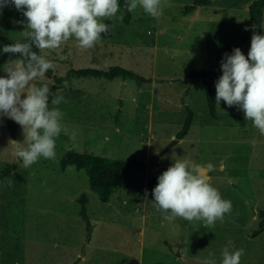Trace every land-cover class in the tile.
Segmentation results:
<instances>
[{
	"label": "rangeland",
	"instance_id": "rangeland-1",
	"mask_svg": "<svg viewBox=\"0 0 264 264\" xmlns=\"http://www.w3.org/2000/svg\"><path fill=\"white\" fill-rule=\"evenodd\" d=\"M251 1L209 0L183 13L192 0H162L163 15L158 18L139 6L129 13L122 4L116 16L108 19L111 38H101L103 42L92 49H80L70 38L57 49L39 50L38 55L52 61L55 75L62 78L71 66L83 68L95 63L102 70L123 67L142 80L130 78L121 87L103 77L100 111L69 88L54 94L64 98L57 106L65 114L63 120L86 126L76 127L78 152L126 161L122 186L110 193L107 202H101L89 188L83 170L71 165L64 172L59 170V160L70 148L62 137L56 139L54 160L41 157L24 168L18 158H13L9 142H22V129L16 122L0 118L7 130H0V164L9 156L11 161L5 164L17 163L16 171L33 189L27 205L17 202L7 207L5 217L17 233V250L9 245L5 264H14V260L17 264H202L210 253L219 264L229 243L234 245L230 251L245 250L240 264H264V230L252 235L259 226L257 212L264 210V135L245 120L238 107L229 108L223 101L216 104L217 80L213 79L208 82L215 117L209 115L201 80L188 79L190 71L199 69L222 75L225 47L249 36L243 52L247 58L253 34L247 13ZM25 23L14 7L0 12V50L24 38L21 32ZM258 34L264 35V15ZM13 59L15 54L0 52V76L6 75L2 71L5 62ZM46 75L34 83L50 86L52 77ZM118 92L136 97L134 111L127 106V111L123 108L119 112L114 98ZM184 106L192 113L190 127L181 141L172 142L159 156L158 165L164 166L157 167L158 176L177 159L211 163L215 170L206 172L210 183L232 204L231 214H225L224 221H217L213 227L180 218L165 220L150 202L158 177L150 187L151 176L147 174L152 166L129 163L133 159L147 161L175 137L171 135L180 129L187 114ZM145 190L148 201L144 200ZM82 193L87 199L86 219L79 213L77 201Z\"/></svg>",
	"mask_w": 264,
	"mask_h": 264
},
{
	"label": "clouds",
	"instance_id": "clouds-1",
	"mask_svg": "<svg viewBox=\"0 0 264 264\" xmlns=\"http://www.w3.org/2000/svg\"><path fill=\"white\" fill-rule=\"evenodd\" d=\"M9 6L25 18L21 33L26 42L4 45L0 50L19 54L2 66L6 75L0 76V118L10 119L21 127L23 141L9 142L13 158L28 168L41 157L54 160L56 139L61 132L69 134L62 124L65 114L57 107L63 96H54L50 109L49 86L34 83L45 77L47 71H54L55 64L38 55L33 46L54 50L74 38L80 49H92L101 40V34L111 30L102 21L115 17L120 5L118 0H0V12ZM138 6L153 18L163 15L162 0H125L129 13ZM220 68L222 75L215 82L216 104L223 101L229 108L238 107L245 120L264 135V35L253 32L247 58L240 48L225 53ZM74 137L72 132L70 138ZM214 170L211 163L201 165L177 159L157 177L150 202L169 222L180 218L203 222L206 227H213L217 221L222 223L225 214H231L232 204L210 183L211 177L206 172ZM147 196L145 190L144 200ZM232 248L231 243L224 247L219 264H240L245 250L230 251ZM212 256L210 253L202 264H217Z\"/></svg>",
	"mask_w": 264,
	"mask_h": 264
},
{
	"label": "trees",
	"instance_id": "trees-1",
	"mask_svg": "<svg viewBox=\"0 0 264 264\" xmlns=\"http://www.w3.org/2000/svg\"><path fill=\"white\" fill-rule=\"evenodd\" d=\"M208 0H192V3L189 5L184 6L183 13L191 12L196 6L207 2ZM119 5L125 4V0H118ZM264 5V0H252L248 4V16L251 21L252 26V33L255 32L256 34L259 33L261 29V22H262V8ZM103 23L108 24L112 29L111 21L106 19L102 21ZM111 35V30L108 33H102L101 36L106 38ZM249 36L242 37L239 43L235 46L225 47L223 50V54L221 58L223 59L224 54H231L234 48H240L242 53L245 50L247 42L249 41ZM18 42H26L25 38ZM33 50L39 52V49H36L33 46ZM16 58L19 57V54H15ZM69 72L72 73H82V74H94V75H102L105 77H114L120 76L122 78H131L135 80H142V77L138 76L131 70L125 69L120 66H110L107 69H94V68H79V69H70ZM45 74L48 76L51 75V70L47 71ZM220 76V73L215 70H206V69H199V70H192L188 73V79L192 80L194 78L200 79L204 88H205V101H206V108L209 115L212 117L215 116V102L211 94V90L209 87L208 79L217 80ZM53 83L49 86L50 88V99L53 97L55 91L61 87L63 78L61 76L52 75ZM184 110L187 112L180 129H178L175 133L176 138H181L184 136L190 126L192 113L191 111L184 106ZM63 139L67 143L69 140L66 139L63 132L60 134ZM126 164L125 160H121L118 158H108L103 156H98L89 153H82L69 148L63 156L59 160V168L63 170L64 167L67 165H73L75 169L83 170L86 177L87 183L90 189H92L96 194L98 199L101 202H106L109 198V195L112 190L119 188L122 185L123 176L125 173L124 166ZM9 174H13V177L18 181H24V177L21 176L15 170V164L9 163L4 165L0 168V180L6 177ZM154 176L148 179V185L152 186ZM86 195L83 193L79 196L77 201L79 202V213L82 215L83 219H86L84 210H85V202H86ZM259 220L258 229L252 232V235H256L258 232L264 230V210H260L257 212ZM72 264H76L75 262Z\"/></svg>",
	"mask_w": 264,
	"mask_h": 264
},
{
	"label": "crops",
	"instance_id": "crops-1",
	"mask_svg": "<svg viewBox=\"0 0 264 264\" xmlns=\"http://www.w3.org/2000/svg\"><path fill=\"white\" fill-rule=\"evenodd\" d=\"M247 13H248V8H247ZM263 15H264V5L262 8V16ZM111 33H112V29H111ZM111 35L109 37H106L105 39H107V38L110 39ZM101 38H104V37L101 36ZM101 42H103V41H99V43H101ZM38 54H39V52H38ZM15 58H16V56H15ZM90 65L91 66H89L88 68L98 69V68H96L95 63L90 64ZM83 68H86V67H83ZM70 69H79V67H72L71 66L66 70L67 73L65 72V74H64L62 85L56 91L58 92L59 90H61V88H69V90L74 91L75 95H77L78 97L81 96L82 98H85L88 101V104H90V106H92L91 108H93L94 110L100 111L102 104H103L102 100H103V96H104L101 83H102V78L105 76L94 75V74L72 73V72H69ZM52 75H55V73H54V71L51 70L50 77ZM106 78H109L110 80L117 81L118 85L121 87H124L125 85H127L130 82V81H128L130 78H122L120 76L106 77ZM83 83H85V85H83ZM67 86H69V87H67ZM56 91H55V93H56ZM114 98H116V100H118L117 101V107H118L119 112H122L123 108H124V111L125 110L127 111L128 107L131 108L132 111H134L133 109L136 108V106H138V101L134 95H132L131 97H128V96L124 97L121 95V92H118V94H116L114 96ZM93 100L95 101V103L93 102ZM147 108L149 109V113H150V104L147 105ZM15 124H17V123H15ZM62 124H63L64 128L67 129V132L69 133L68 135H66L63 132L66 139L69 140V143H67L66 141L65 142L68 144V147H70L76 151L77 150L76 149V145H77L76 144V138L75 137H74V139L70 138V134L72 132L76 131V127H82V129H85L86 126L83 123H80L82 125L81 126L78 123L73 122V120H70V121L62 120ZM87 127H89V126L87 125ZM0 130H3L4 133L7 132L4 123L0 124ZM84 131H86V130H84ZM174 136H175V134L171 135V137H174ZM184 136H182L181 138H178L177 141H181V139H183ZM59 137H61V136H59ZM77 152H78V150H77ZM1 159L2 158H0V161H1ZM5 161L9 162V161H11V158H9V156H8V158H5V160L3 162H1L0 165H4L6 163ZM18 163H20V162H18ZM7 164H9V163H7ZM17 165L18 164L16 163L15 168L17 167ZM67 166H69V165H67ZM71 166H73V165H71ZM163 166L164 165L162 163H159V165H158V167H160V168H162ZM64 169H65V167H64ZM64 169L60 170V168H59V170L61 172H64ZM162 172L163 171H160V173H162ZM21 176H23V175H21ZM147 176H151V177L156 176L157 177L158 176L157 167L154 168V166H152V172L150 174H147ZM156 177L154 178V181H155ZM149 179H150V177H149ZM9 182H11V184ZM153 184H154V182H153ZM153 184H152V186H153ZM152 186H150V187H152ZM32 191H33V189L31 187L30 188L27 187V179L25 177H24V181H18L13 177V174H9L6 177H4L2 180H0V264H5V258L9 254L8 250H7L9 248V245H13L12 249L14 248V250L17 247V246L15 247V245H17V241H16L17 233H15V231H13L12 225H10L6 221L5 215L7 213V207L11 206L17 202L21 203V205L22 204L27 205L30 201H32L30 199V194L32 193ZM11 229H12V231H11ZM261 232H263V231H261ZM7 244H8V247H7ZM16 250H17V248H16ZM175 255L180 256V254L177 252L175 253ZM14 264H17V260H14ZM66 264H70V261H68Z\"/></svg>",
	"mask_w": 264,
	"mask_h": 264
},
{
	"label": "water",
	"instance_id": "water-1",
	"mask_svg": "<svg viewBox=\"0 0 264 264\" xmlns=\"http://www.w3.org/2000/svg\"><path fill=\"white\" fill-rule=\"evenodd\" d=\"M178 138L174 137L170 142H168L164 147H162L153 157L148 159L147 161H139V160H130L129 163L135 164L138 166H155L158 167V158L159 156L171 145L172 142H176Z\"/></svg>",
	"mask_w": 264,
	"mask_h": 264
}]
</instances>
